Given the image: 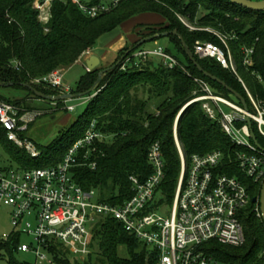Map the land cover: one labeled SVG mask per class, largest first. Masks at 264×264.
<instances>
[{"label": "trees", "instance_id": "obj_1", "mask_svg": "<svg viewBox=\"0 0 264 264\" xmlns=\"http://www.w3.org/2000/svg\"><path fill=\"white\" fill-rule=\"evenodd\" d=\"M33 1L0 0V87L29 92L28 96L19 99L3 95L0 98L25 109L30 106L28 99L64 103V100L51 101L39 97L32 88L45 95L61 96L62 93L59 88L33 81L58 67L70 68L83 52L96 45L102 35L143 14L158 15L163 21L160 25L139 26L141 30L144 27V33L141 30L137 33L140 39L125 48L127 52L110 68L87 71L77 85L76 94L88 92L97 83L101 88L106 87L87 101L85 112L59 137L48 146H41L38 157H33L25 148L9 140L7 131L0 124V148L8 154L11 162L25 169L57 165L68 148L84 136L89 124L95 120L98 130L112 140L98 142L97 168H78L77 182L85 189H98L104 201L122 203L133 194L131 176L145 180L152 174L148 153L152 144L159 142L165 163V179L160 190L172 203L182 169L173 126L184 110L177 127L186 160L194 154L221 151V171L237 175L252 197H260L263 184L254 182L238 167L237 154L241 148L232 142L217 121L206 115L202 102L188 105L202 94L196 78L208 82L215 93L241 103L227 88L201 73L188 50L194 53L205 71L238 91L248 106L250 100L240 79L254 96L264 100V11L248 10L229 0H121L109 11L91 17L72 0H53L52 18L46 31L33 8ZM180 17L188 20L195 29H189ZM207 29L228 39L237 74L214 58H200L195 54L197 41L215 43L225 49L221 39ZM174 30L182 39L172 33ZM156 34L169 38L176 52L170 48H165V51L176 57L179 64L172 68L164 63L155 66L153 59L134 56L143 50L144 43L141 42ZM243 48L253 49L251 66L244 64ZM134 87L143 89L149 100L156 103V114L151 112V103L132 95ZM91 95L93 92L86 97ZM253 129L263 144L254 125ZM21 135L26 137L25 133ZM254 207L249 205L242 217L246 236L244 245L234 247L214 241L208 244L209 252L221 264H264V222L253 211ZM21 237L12 233L8 239L0 240V252L6 253L8 264H30L15 257ZM123 246L128 252L127 257L119 255V248ZM91 247L97 248L95 264H155L156 260L153 249L128 233L112 217H106L95 225ZM59 254L62 257L56 258L58 262L70 263L64 259V252ZM92 257L93 254L84 263L93 264Z\"/></svg>", "mask_w": 264, "mask_h": 264}, {"label": "built area", "instance_id": "obj_2", "mask_svg": "<svg viewBox=\"0 0 264 264\" xmlns=\"http://www.w3.org/2000/svg\"><path fill=\"white\" fill-rule=\"evenodd\" d=\"M120 1L72 0L91 17L109 11ZM52 3L53 0L33 1V8L46 30L52 18ZM214 33L225 49L215 43L197 41L195 54L200 58H214L237 74L228 39L219 32ZM243 54L244 64L251 66L253 49L243 48ZM134 56L158 57L171 68L178 64L162 47L139 50ZM63 77L64 71L56 70L33 82L59 88L63 96L70 92V87L63 84ZM240 80L250 100L248 110L215 93L208 82L199 78L196 81L202 94L189 103L202 102L206 115L217 121L232 142L241 148L237 154L240 171L254 182L263 184L264 143L259 142L260 147L254 143L245 118L251 119L253 132L254 125L264 142V100L254 96ZM222 105L232 109V113H224ZM67 109L74 111L75 106H67ZM34 118L35 114L30 110L0 98V124L7 131L9 140L38 157L40 151L35 143L21 135L28 131ZM108 138L110 136L98 130L94 120L57 165L28 169L0 165V203L11 209L13 233L32 239L30 243L21 242L18 251L34 254L35 264H57L56 258L62 257L59 252L86 257L92 249L93 229L106 217L120 222L128 233L153 249L155 264H221L209 252L208 244L214 241L234 247L244 245L242 217L249 205L255 206L253 211L263 221L260 204H252L254 197L244 181L237 175L221 171L222 152L194 154L187 161L177 129L175 140L182 169L172 203L160 190L165 179V163L159 142L153 143L148 153L152 174L145 180L130 177L133 194L122 203L102 200L98 189H85L77 182L76 170L96 169L98 142Z\"/></svg>", "mask_w": 264, "mask_h": 264}, {"label": "rangeland", "instance_id": "obj_3", "mask_svg": "<svg viewBox=\"0 0 264 264\" xmlns=\"http://www.w3.org/2000/svg\"><path fill=\"white\" fill-rule=\"evenodd\" d=\"M152 16V15H151ZM155 19L147 20L146 23H137L134 21H131L132 19L126 21L116 29L112 30L109 33H106L102 35L99 40L97 41L96 45L94 47L89 48L85 52H83L79 59H81L85 55L87 56L90 53H96L95 49L97 47H100L99 49H96L99 53H107L111 45L103 44V41L110 38V40L113 42H116L119 38L123 37L124 43H122V47L118 49L116 57L114 60H111L110 63H108L107 66H98L95 68L96 70H106L107 68H110L112 65H114L118 60L122 57V55L127 52L125 48L133 46L132 44L136 42L138 39H140V36L137 34L141 28L139 26L143 25H160L163 21L160 16L153 15ZM147 19V18H146ZM183 23L187 27H195L186 19H183ZM189 27V29H191ZM144 27H142L141 33H144ZM193 30V29H192ZM47 31V30H46ZM210 31H213L212 29ZM214 32V31H213ZM110 43V42H108ZM158 47L162 48H170L173 52L175 51L174 45L171 43L169 38L167 37H160L156 40L145 42L142 45V49L144 50H152ZM128 49V48H127ZM176 60L177 58L174 57ZM79 59L77 61H79ZM76 61V62H77ZM153 62L155 66H159L163 63V61L158 58L154 57ZM179 64V63H178ZM122 68H125L122 66ZM56 70H62L64 71V77H63V84L65 86L70 87L69 94L75 95L77 85L80 81V79L87 73L86 68L82 64L73 65L70 68L69 67H58L54 69ZM103 75V72L102 74ZM106 85L100 87V83L95 87L93 91V95L86 97H75V98H69L66 103H59L54 104L49 101H40V100H34V99H28L27 103L30 104L29 108L32 114H35L34 121L30 124L28 131L25 132L26 136L35 143L36 148L39 150L41 149V146H48L53 140H55L57 137H59L66 129V127L70 126L74 121H76L80 115H82L86 108L88 107V102L92 97H94L96 94H98ZM0 95H3L5 97H10L11 99H19L22 97H26L29 95L28 90L26 89H17L14 87H0ZM132 95H137L139 99L146 100L147 103H151V112L153 114H156L158 112L156 108V103L152 100H149L148 95L144 92L143 89L140 87H134L132 89ZM236 102V101H235ZM191 103H188V105ZM67 106H75L74 111H68ZM187 107V106H186ZM185 107V108H186ZM223 109V112L226 114H231L232 109L229 107H226L224 105L221 106ZM85 124L84 122L82 123ZM178 124H177V118L174 122L173 126V133L175 136V130L177 129L178 133ZM79 128V127H78ZM77 128V129H78ZM110 139V138H108ZM112 139L108 140L111 141ZM67 142V141H66ZM64 142V143H66ZM0 165H12L13 167H17V164L10 161V158L8 154L0 148ZM97 194V192H96ZM11 209L9 206L1 204L0 203V240H4L6 236L10 235L14 232V228L11 224ZM31 238L28 235H23L21 237L22 243H30ZM97 248H92L89 255L86 257H79L75 256L74 254H64V259L69 260V264H75L76 262H80L82 264H85V261L89 260V257L91 254H93L92 262L95 264L96 261V254ZM119 255L122 257H127L128 252L126 248L120 247L119 248ZM15 257L20 262H27L30 264H35L36 259L34 254L30 252H21L16 251ZM0 264H8L7 256L4 251L0 252ZM40 264H47V263H40ZM57 264H67L64 262H58Z\"/></svg>", "mask_w": 264, "mask_h": 264}, {"label": "water", "instance_id": "obj_4", "mask_svg": "<svg viewBox=\"0 0 264 264\" xmlns=\"http://www.w3.org/2000/svg\"><path fill=\"white\" fill-rule=\"evenodd\" d=\"M230 2H232L233 4H236L238 6L244 7L248 10H252V11H264V0H229ZM173 34L179 36L182 39V36L178 33L177 30H174L172 32ZM161 35L160 34H156L154 36L148 37L145 40H143L141 42L145 43L148 41H152L155 40L157 38H160ZM184 42V41H183ZM187 48V47H186ZM188 50V49H187ZM189 56L191 58V60L193 61V63L195 64V66L199 69V71L201 73H203L205 76H207L208 78H211L212 80L218 82L219 84H221L222 86H224L225 88H227V90L241 103V105L243 106V108L245 110H248V104L246 99L235 89H233L232 87L228 86L227 83L225 81H223L222 79L218 78L217 76L205 71L203 69V67L200 65V63L197 61V59L195 58L194 53H192L191 51L188 50ZM100 64V61L98 59V57L96 56H92L88 61H87V67L89 71L94 70L95 68L98 67V65ZM98 85V83L96 85L93 86V88H91L88 92L83 93V94H66L63 96H53V95H45L41 92H38L37 90H35L34 88H32L36 94L41 97L44 100H51V101H59V100H68L69 98H75V97H83V96H87L88 94L92 93L95 89V87ZM184 110L181 111L180 115L177 118V123L179 121V118L181 116V114L183 113ZM245 121L247 122V124L249 125L250 129H251V137L252 140L254 141V143L256 145H258L260 147V143L257 139V136L255 135V133L252 130V121L249 117L245 118ZM259 203L260 207H261V213H262V218L264 221V183L262 185V190H261V194L260 197H254L252 199V204H256Z\"/></svg>", "mask_w": 264, "mask_h": 264}, {"label": "crops", "instance_id": "obj_5", "mask_svg": "<svg viewBox=\"0 0 264 264\" xmlns=\"http://www.w3.org/2000/svg\"><path fill=\"white\" fill-rule=\"evenodd\" d=\"M152 15V16H151ZM155 14H143V15H140V16H137L135 18H133L131 21H134V22H137V23H146L147 20H151V19H155V17L153 16ZM147 18V19H146ZM123 37L119 38L116 42L112 43L113 40L111 41L110 38L103 41V44H107V45H111L109 50L107 53H99L96 49H99L100 47H97L95 49L96 53L92 54H88L87 56L85 55V57L83 56L81 59H79V61H77L74 65H77V64H82L84 65V67L86 68L87 71L88 70V67H87V61L92 57V56H96L98 57L99 61H100V64L98 66H107L108 63L111 62V60H114L115 57H116V54H117V51L118 49H120L122 47V43H124L123 41ZM110 42V43H108ZM111 59V60H110Z\"/></svg>", "mask_w": 264, "mask_h": 264}]
</instances>
